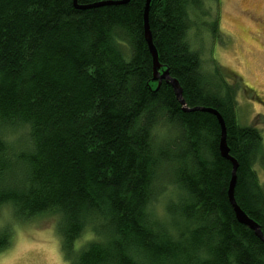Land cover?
Masks as SVG:
<instances>
[{"label":"trees","instance_id":"obj_1","mask_svg":"<svg viewBox=\"0 0 264 264\" xmlns=\"http://www.w3.org/2000/svg\"><path fill=\"white\" fill-rule=\"evenodd\" d=\"M145 2L0 0V208L18 219L57 213L71 264H264V241L228 198L233 166L218 118L186 111L154 79ZM219 2L152 0L149 24L187 108L222 115L235 199L264 234L263 137L238 122L242 79L230 81L213 53L207 65L196 39L201 26L223 39ZM19 127L28 142L6 140ZM89 226L95 238L77 248ZM10 241L0 228V250Z\"/></svg>","mask_w":264,"mask_h":264},{"label":"rangeland","instance_id":"obj_2","mask_svg":"<svg viewBox=\"0 0 264 264\" xmlns=\"http://www.w3.org/2000/svg\"><path fill=\"white\" fill-rule=\"evenodd\" d=\"M209 5L215 12V4L208 2L206 7ZM217 14L223 39L214 42L207 26H201L204 31L200 30L196 39L203 44L206 61L213 53L230 81L242 79L236 91L238 122L257 128L264 140V0H220ZM4 134L6 140L22 138L28 142L26 127ZM257 170L264 185V167L258 164ZM165 200L162 197L156 203L159 214ZM59 218L55 212H45L18 219L11 207L0 208V228L11 232L9 246L0 250V264H71L62 251ZM94 238L89 226L75 241L76 247Z\"/></svg>","mask_w":264,"mask_h":264},{"label":"water","instance_id":"obj_3","mask_svg":"<svg viewBox=\"0 0 264 264\" xmlns=\"http://www.w3.org/2000/svg\"><path fill=\"white\" fill-rule=\"evenodd\" d=\"M130 0H106V1H100L88 5H78L77 0H74V4L77 8L81 9H86V8H93V7H99V6H104V5H116V4H125L129 2ZM152 0H146L145 2V7H144V32H145V39L148 44L150 53L152 55V61H153V69H154V79H158L159 82L161 80L165 79L167 80L173 87L175 95L177 99L180 101L181 104L184 105V109L187 111H207L212 114H214L219 121V124L221 126V137H220V152L221 155L230 160L232 163V175H231V180L229 184V189H228V198L229 201L233 207V210L235 212L237 220L248 226L250 229H252L255 234L264 241V234L259 226V224L253 220L249 215L241 208V206L237 203L235 199V186H236V180H237V168H238V162L237 160L230 155V149L227 144V130H226V124L225 121L222 117V115L214 108H207V107H195V108H187V104L183 98V89L179 83V81L176 78H173L170 75V72L168 69L162 70V64L159 61V54L157 51V48L155 47L153 43V38H152V32L150 29V24H149V9H150V4Z\"/></svg>","mask_w":264,"mask_h":264},{"label":"flooded vegetation","instance_id":"obj_4","mask_svg":"<svg viewBox=\"0 0 264 264\" xmlns=\"http://www.w3.org/2000/svg\"><path fill=\"white\" fill-rule=\"evenodd\" d=\"M250 90H252V89H250ZM252 91H255V90H252Z\"/></svg>","mask_w":264,"mask_h":264}]
</instances>
